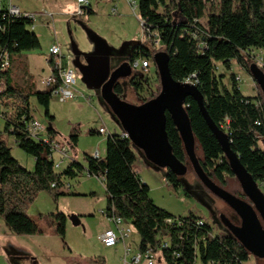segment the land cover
I'll use <instances>...</instances> for the list:
<instances>
[{"label": "trees", "instance_id": "obj_1", "mask_svg": "<svg viewBox=\"0 0 264 264\" xmlns=\"http://www.w3.org/2000/svg\"><path fill=\"white\" fill-rule=\"evenodd\" d=\"M138 9L145 34L155 35L162 48L159 52L169 55L172 78L197 86L209 117L228 135L231 149L264 193V148L261 146L264 144V98L260 89L256 97L245 96L240 90V79L232 72L236 62L250 75L249 68L255 62L249 59L256 52L261 54L264 72V0H220L218 3L216 0H139ZM40 48V40L34 33V20L11 15L7 1L1 0L0 63L5 55L10 63L7 71H0L4 134L12 136L16 146L35 160L33 171L22 166L0 134V219L10 231L28 237L44 234L39 221L26 214L28 206L41 192H47L55 200L71 194L72 188L64 191V186L88 174L104 181L108 199L104 214L107 218H121L134 227L140 237L139 251H161L165 264H249L251 254L229 232L215 235L203 218L193 214L175 218L155 205L149 186L135 171V147L121 135L108 137L105 158L86 155V165L73 158L64 169L55 170L49 158V147L35 141L27 132L35 119L31 107L34 98L44 108L51 127L48 129L50 139L55 140V117L50 114L53 89L37 92L10 79L14 57ZM156 53L147 45L137 44L130 61L142 57L154 63ZM219 66L232 73L230 86L226 84V76L219 72ZM128 81L139 105L161 92L154 95L149 76L139 74ZM157 81L160 85L158 74ZM114 91L124 98L122 84H117ZM185 108L196 144L202 151L203 158L199 162L206 175L221 188L227 185L228 178H235L239 183L198 104L189 98ZM166 116V131L173 154L188 169L192 168L180 134L170 115L166 113ZM95 134H98L95 130L90 131V135ZM78 140L79 134L74 132L70 143L75 147ZM166 178L174 190L183 186L182 178L171 172ZM186 196L191 194L186 193ZM235 220L231 219L233 223ZM51 222L55 233L64 241L67 217L62 213L53 214Z\"/></svg>", "mask_w": 264, "mask_h": 264}, {"label": "rangeland", "instance_id": "obj_2", "mask_svg": "<svg viewBox=\"0 0 264 264\" xmlns=\"http://www.w3.org/2000/svg\"><path fill=\"white\" fill-rule=\"evenodd\" d=\"M86 1L90 2L91 7L87 8H91L93 13L77 16V11H73V8L70 7L77 0H12L13 5L19 7L22 12L36 15L34 33L41 43L40 49L14 57L13 75L15 73L21 78L28 71L32 76L28 77L29 81L46 79L51 73L48 58L53 45L60 47L67 63L78 73L79 79L75 87L77 97L74 100L63 102L60 96L53 95L50 114L55 117L53 128L58 134L56 141L62 147L66 146L72 155L74 151H77V161L83 165L86 163V155L93 156L96 151L99 152L100 157L105 158L108 137L115 134L120 135L122 132L101 100V90L93 92L86 87L82 80L83 68L89 69L91 66L90 74L100 73L102 67H108L111 72L129 61L132 49L138 43L147 45L155 53L162 50L157 43L158 40L155 39L156 36L146 35L144 32L139 16V0ZM219 1L216 0L217 3ZM203 23L206 24V19L203 20ZM105 50L108 52L104 53ZM249 60H253L261 68L259 52H256L254 57ZM219 72L226 76V84L230 86L232 73L226 72L221 67ZM232 72L240 79V90L245 96L256 97L260 94L256 83L243 66L234 62ZM148 76L153 84L154 95L158 94L161 89H159L160 85L157 81V70L152 62L151 72ZM99 78L101 77L96 79L99 80ZM120 84L125 89V102L139 106V100L129 85V81H121ZM36 86L39 90L44 89L41 84L37 83ZM87 99L91 101L87 102ZM31 107L38 121L48 126L49 120L45 115V110L34 98L31 99ZM4 127L5 120L0 117V134H2L3 140L11 148L13 156L21 165L33 171L35 168L34 158L16 146L12 136L4 134ZM100 127H104L107 134L90 135L91 130H98ZM74 132L79 134L77 146H67L66 141L70 140V136ZM261 146L264 148L263 143ZM133 150L137 156L135 171L139 173L142 182L149 186L150 198L157 207L167 211L175 218H185L191 214L201 217L211 225L215 235L226 231L222 224V215L230 220L236 219L234 224H241L228 205L201 183L191 166L182 177L183 186L179 190H174L167 183V170L150 164L140 150L136 148ZM195 153L198 159L203 158L198 143ZM70 184L73 186L71 194L55 200L47 192H41L34 203L28 206L26 214L37 219L45 233L31 238H22L25 246L28 245L32 248V245H36L41 248L43 247L40 246L42 242L47 241L53 244L57 241L55 243L58 244V247L63 248L62 239L55 233L51 216L62 213L68 218L75 215L80 218L81 225L74 226L67 219L65 239L67 245L63 252L64 255L70 259L97 257L98 259L105 258L108 264H125L124 249L118 258L115 250L105 248L99 241V236L109 227L107 217L102 214L108 203L104 185L97 178L87 174L70 181ZM222 188L231 195L248 202L235 178H228L227 185ZM186 193L191 196H186ZM129 226L131 235L128 243L132 249V255H135L139 253L140 237L134 227ZM45 256L46 254L44 257L40 256L41 264H48L49 261ZM131 258L129 256L126 262L130 263ZM156 264H165L161 253L156 256ZM249 264H264V260L251 255Z\"/></svg>", "mask_w": 264, "mask_h": 264}, {"label": "water", "instance_id": "obj_3", "mask_svg": "<svg viewBox=\"0 0 264 264\" xmlns=\"http://www.w3.org/2000/svg\"><path fill=\"white\" fill-rule=\"evenodd\" d=\"M107 52L105 50L104 53ZM153 62L160 80L161 92L156 98L139 106L128 104L114 91L116 85L122 80H132L138 75L133 73L130 59L111 72L108 67H102L100 73L90 74L91 66L89 67L90 70L83 68V81L87 83L90 89L101 90L100 98L111 115H114L112 117L121 128L122 136L140 150L150 164L182 178L187 173L188 167L173 154L166 131V113H168L180 134L198 179L210 192L226 203L241 221V226H236L225 215H222L221 220L226 232L236 238L249 254L264 260V193L261 187L231 149L228 135L221 131L209 117L204 106V99L197 86L191 83L177 82L172 78L169 68L170 58L167 53H156ZM249 71L264 98V72L257 64H252ZM98 77L101 78L97 80ZM189 98L198 104L248 202L231 195L215 184L201 167L195 153L196 140L185 108V103ZM50 128L48 125V129ZM67 219L74 226L81 225L78 216H69Z\"/></svg>", "mask_w": 264, "mask_h": 264}, {"label": "built area", "instance_id": "obj_4", "mask_svg": "<svg viewBox=\"0 0 264 264\" xmlns=\"http://www.w3.org/2000/svg\"><path fill=\"white\" fill-rule=\"evenodd\" d=\"M1 1V0H0ZM8 12L16 17L24 16L25 18L33 19L35 21L36 15L31 13H24L19 8L12 4V0H6ZM79 5H82L83 8H80L76 15L84 16L85 10L89 6V2L86 0H77ZM133 5L135 3L133 2ZM142 26H144L142 22ZM159 44V41L157 42ZM48 63L51 66V74L46 79L43 80V83L47 89H53V95H58L61 97L63 102L74 100L77 97L76 84L78 80V75L75 69L72 67H64L63 57L61 49L58 45H53L51 48L50 57L48 58ZM10 67L9 57L5 55L0 63V71H7ZM131 68L134 73L142 74L148 76L151 72V61L146 60L145 58H138L134 61H131ZM186 83H190L189 81ZM192 84V83H191ZM3 89L0 88V93ZM90 99H87V102H90ZM1 117V110H0ZM27 132L31 137L37 142H43L50 149V160L53 162L55 170H60L65 163L72 161L73 157L70 155L67 147H62L57 141L51 140L48 132V126L43 125L37 119H34L33 122L27 128ZM100 134H106L105 129L99 130ZM126 138V137H124ZM94 158H100L99 152H95L93 155ZM103 185L104 181L99 180ZM54 187V186H53ZM71 185L68 184L64 186V191H69ZM108 220L113 224L112 228L105 230L100 236L99 241L106 248H114L117 245H124V261L125 264H156V256L161 253V251L154 252L152 249H149L145 252L139 251L138 254L132 255V249L130 246H127V240L131 235V228L121 218H108ZM202 224V223H201ZM162 255V253H161ZM131 256L130 263L126 262V259Z\"/></svg>", "mask_w": 264, "mask_h": 264}, {"label": "crops", "instance_id": "obj_5", "mask_svg": "<svg viewBox=\"0 0 264 264\" xmlns=\"http://www.w3.org/2000/svg\"><path fill=\"white\" fill-rule=\"evenodd\" d=\"M70 7L73 8V11H78L80 8H83V6L82 5H79L77 2L74 3L73 6H70ZM89 7H91L90 2H89ZM17 8H19V7H17ZM84 10H85V15L86 14H92L93 13V11L91 10V8H84ZM133 46H134V44H133ZM61 53H62V51H61ZM62 57H63V65H64V67H72L69 63H67V61L65 59V56L63 54H62ZM24 75H27V76L24 77ZM77 75H78V73H77ZM28 77H32L31 74L28 71L25 72L22 75L21 78L18 77L17 74H15V73L13 75V72H11L10 79H11V81H13L14 83H17L18 85H20L23 88H25V87H27V88H33V90L34 91H37V92H44V91H47L48 90L45 87V85L43 83V80L34 81L32 79L31 81H29L28 80ZM82 80H84V75H82ZM37 83L38 84H41L44 87V89H42V90L40 89L39 90L38 87L36 86ZM84 83L86 84V87L88 88V90H91L93 92H98L97 89H90L88 87L87 83L86 82H84ZM34 118L37 119L36 116H35V114H34ZM100 129H105V128L104 127H100L98 130H95L98 133V135H102V134L99 133V130ZM106 134H107V130H106ZM122 134L123 133L121 132L120 135L122 136ZM103 135H105V134H103ZM57 138H58V134L56 135L55 141L57 140ZM14 144H15V141H14ZM66 145L67 146H73L70 143V140H67L66 141ZM64 147H66V146H64ZM70 155L75 160H77V157H78L77 151H74V154L73 155L70 154ZM67 164L68 163H65L63 167H66ZM84 165H86V163ZM63 167L61 169H63ZM71 187L73 188L72 185H71ZM104 212L105 211H103L102 214L105 216ZM112 227H113V224L109 221V227H108V229L109 228H112ZM66 234H67V231H66ZM24 237H28V236H18L16 234H14L7 227V225L5 224L4 220L3 219H0V264H41V261H40V258L41 257L40 256H43L44 257V254H46L45 257L49 261L48 264H108L107 263V260L105 258L98 259L97 257H92V258H84V257H82L81 259H74V258L73 259H70V257H68V256H66V255L63 254L64 249L66 248V245H67L65 243V240L64 241L62 240V245H63V248L61 247L62 249L60 247H58V244L57 243H55L57 241L54 242L55 244L54 243L51 244V243H48L47 241H45V242H42L40 244V246H43V247L39 248L36 245H32V248H31L28 245L25 246L26 244L23 243V241H22L23 239L22 238H24ZM29 237L31 238L33 236H29ZM65 239H66V237H65ZM32 242H34V240ZM59 244L61 245V243H59ZM126 244H127V246L130 245L128 243V240H127V243ZM107 249H109V250H115L117 257L120 258V253L124 249V245L123 244H120L119 247L117 245L114 248H107Z\"/></svg>", "mask_w": 264, "mask_h": 264}, {"label": "flooded vegetation", "instance_id": "obj_6", "mask_svg": "<svg viewBox=\"0 0 264 264\" xmlns=\"http://www.w3.org/2000/svg\"><path fill=\"white\" fill-rule=\"evenodd\" d=\"M134 49V48H133ZM231 221V220H230ZM232 222V221H231ZM233 223V222H232ZM234 224V223H233ZM236 226H241V224L240 225H237V224H235ZM223 232H226V231H223Z\"/></svg>", "mask_w": 264, "mask_h": 264}]
</instances>
